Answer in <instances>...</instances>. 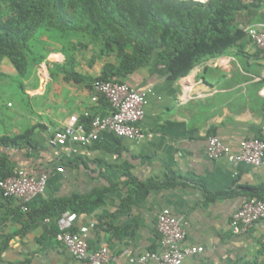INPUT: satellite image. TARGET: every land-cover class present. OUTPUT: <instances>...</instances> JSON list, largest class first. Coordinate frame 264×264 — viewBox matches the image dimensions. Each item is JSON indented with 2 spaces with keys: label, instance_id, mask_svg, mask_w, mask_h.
<instances>
[{
  "label": "crops",
  "instance_id": "1",
  "mask_svg": "<svg viewBox=\"0 0 264 264\" xmlns=\"http://www.w3.org/2000/svg\"><path fill=\"white\" fill-rule=\"evenodd\" d=\"M235 46L236 51L232 46L225 55L199 61L186 75V85L152 64L120 72L129 87L150 90L139 124L145 137L139 143L102 132L85 146L49 144L69 117L87 125L108 111L105 101L91 100V83L106 63L114 71L125 67L110 52L75 53L71 69L47 72L44 67L40 81L35 74L23 80L16 100L0 98V137L27 134L30 139L0 146V173L4 165L35 176L51 174L27 212L0 194V264H77L55 240L56 218L71 207L77 209L73 230L88 227L91 249L106 244L114 257L108 264H130L117 257L123 249L132 256L164 250L156 230L164 207L185 222L183 245L203 247L182 264H264V221L241 234L231 226L244 201L264 199V169L206 153L207 136L239 151L243 140L259 137L264 124V51L247 38ZM64 59L56 54V65ZM4 73L17 74L9 66Z\"/></svg>",
  "mask_w": 264,
  "mask_h": 264
},
{
  "label": "trees",
  "instance_id": "2",
  "mask_svg": "<svg viewBox=\"0 0 264 264\" xmlns=\"http://www.w3.org/2000/svg\"><path fill=\"white\" fill-rule=\"evenodd\" d=\"M240 2L11 0L16 7L12 13L0 7V59L29 52L41 32L58 28L103 37L109 52L115 44L116 56L121 57L125 67L114 71L112 64L106 63L100 79L122 82L119 74L124 69L152 64L165 68L169 77L176 80L188 75L199 61L219 57L230 47L242 44L245 32L237 28L231 31L229 27L232 11L242 6ZM130 42L134 44L126 50ZM23 141L30 142L27 134L1 136L0 146H18ZM2 167L6 171L0 173V179L14 173ZM76 210L71 207L69 211Z\"/></svg>",
  "mask_w": 264,
  "mask_h": 264
},
{
  "label": "built area",
  "instance_id": "3",
  "mask_svg": "<svg viewBox=\"0 0 264 264\" xmlns=\"http://www.w3.org/2000/svg\"><path fill=\"white\" fill-rule=\"evenodd\" d=\"M197 1L205 3L208 0ZM243 31L252 45L264 51V21L247 25ZM180 81L182 85H186L187 76L181 77ZM91 90V100L97 102L103 98L108 105V111L92 117L87 125L75 116L69 117L63 125L54 130L49 139L50 145L63 146L67 142H73L85 146L96 141L102 132H109L136 143L145 137L139 124L144 117L146 96L150 90L136 91L124 82L100 78L92 81ZM260 94L264 95V87L260 89ZM206 153L211 159L225 158L231 163L243 162L264 169V124L261 126L259 137L243 140L239 151L232 150L216 136L209 135ZM56 171L62 172L63 168L57 167ZM50 176V172L35 176L17 169L13 174L0 179V194L4 198L17 200L21 210L27 212L30 202L45 191ZM76 218L77 213L69 210L58 215L55 221L58 228L55 240L66 248L77 264H108L114 257L106 244L91 249L85 239L88 227H81L78 232L73 230ZM263 221L264 199L253 198L244 201L234 211L231 226L233 233L241 234ZM89 226L92 227L93 223ZM156 230L164 244L162 252L147 251L132 256L128 249H123L117 257L127 259L130 264H182L187 256L203 251L201 246L183 245L187 234L185 222L175 217L169 208L164 207L158 212ZM260 242L264 247V231Z\"/></svg>",
  "mask_w": 264,
  "mask_h": 264
},
{
  "label": "rangeland",
  "instance_id": "4",
  "mask_svg": "<svg viewBox=\"0 0 264 264\" xmlns=\"http://www.w3.org/2000/svg\"><path fill=\"white\" fill-rule=\"evenodd\" d=\"M188 1L198 2L197 0ZM229 3L232 2L229 1ZM240 5H242L240 8L232 11V18L229 23L231 31L235 28L243 30L247 25L264 21V0H241ZM243 5H248V7L244 8ZM0 7L9 13L16 10V7L11 4V0H0ZM32 43L33 46L29 52L23 51L21 55L13 57L5 55L0 59V98L6 102H13L19 97V92L24 86L23 80L31 78L32 74H35V79L40 81L41 78L38 73L44 67L47 72L57 68L69 70L73 67L72 62L75 59L73 58L75 53L101 52L103 55L109 54L104 45L103 37L81 31H64L63 29L52 28L49 32H41ZM133 44V42L128 43L125 47L126 50H131ZM113 47L114 50L110 54L115 56L117 54L115 44ZM233 47L236 51V46ZM228 52L229 49L225 54ZM56 54H62L65 57L61 66L55 63ZM16 63L20 69H17ZM7 66L15 69L16 76L4 73Z\"/></svg>",
  "mask_w": 264,
  "mask_h": 264
}]
</instances>
